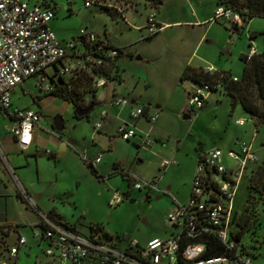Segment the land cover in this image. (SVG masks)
I'll return each mask as SVG.
<instances>
[{
  "label": "built area",
  "instance_id": "obj_1",
  "mask_svg": "<svg viewBox=\"0 0 264 264\" xmlns=\"http://www.w3.org/2000/svg\"><path fill=\"white\" fill-rule=\"evenodd\" d=\"M83 5L85 8L105 9L110 13L121 12L120 7L111 0H83ZM56 11L57 6L51 0H0V110L10 123L7 130L20 152L31 144L32 131L40 121V113L13 106L10 93L14 87L33 78L35 89L43 95L50 94L55 85L63 84L68 88L79 84L80 88L92 92L118 75L115 62L119 51L106 39L86 30H80L78 37L70 40L60 41L56 38L49 28ZM209 20L228 23L231 31H241L244 23L249 21L226 6L224 0H216ZM145 28V38L161 30L155 23L154 12L146 17ZM248 40L250 45L245 56L250 58L256 50L250 34ZM50 69L51 73L48 72ZM204 72L217 74L218 79L213 86L215 91L222 90L223 78L237 80L231 74L212 72L209 67ZM211 92L212 86L195 84L187 96L188 113L200 110ZM111 103L121 106L127 104V100L116 98ZM99 114L101 118L106 116L105 110ZM143 114V108H133L129 114L130 122L118 125L113 136L124 141H136L140 148H147L151 140L148 135L138 133L133 124ZM147 118L153 123L157 113ZM235 124L243 125L244 119L236 120ZM100 126L101 121L95 124L94 129L98 130ZM45 153L49 155L50 151L45 150ZM225 159L232 164L227 165ZM83 160L93 167L100 161V155L93 159L84 157ZM257 161L250 143L240 142L238 149L226 152L216 147L199 151L186 202H174L166 214L169 236L154 237L145 243L119 235L114 241V236L98 223L91 224L85 232H81L75 226L41 211L19 184L16 189L20 199L37 216L32 235L37 247L51 260L44 264H255L250 254L238 248L239 240L235 239L237 231L232 233L230 228L236 224L233 201L237 185L243 176L251 175ZM0 162L14 176L1 146ZM171 164V160L162 159L158 173L150 179H141L124 169L119 173L132 189L161 193L164 190H160L158 185L160 177ZM122 200L119 192L115 191L109 205L116 206ZM205 236L217 239L225 252L204 257L207 247L203 240ZM25 244V237L18 236L12 246L4 248L6 261H0V264H17L19 247Z\"/></svg>",
  "mask_w": 264,
  "mask_h": 264
},
{
  "label": "crops",
  "instance_id": "obj_2",
  "mask_svg": "<svg viewBox=\"0 0 264 264\" xmlns=\"http://www.w3.org/2000/svg\"><path fill=\"white\" fill-rule=\"evenodd\" d=\"M51 1L56 4L57 11L54 18L49 22V28L53 33L60 34V41H65L64 30L59 25L61 16L59 17L57 14L61 9H59L56 0ZM111 1H114L116 6L120 7L121 10L119 13H110L108 11L111 24L118 27V30L116 32H109V30L103 29L102 34L93 30L91 32L106 39L112 46L118 49L119 56L115 62L118 75L110 79L105 86L96 90L93 95L89 93L85 94L80 101L81 107L93 102L91 104L93 108L97 106L98 109L90 136L88 131V135L84 134L83 137L81 136L80 124L83 117L76 118L74 116L75 108L70 103L54 95H43L39 92L34 94L30 105L19 107L30 108L40 113V121L32 131V142L25 151L20 152L18 150L13 138L9 134L7 128H9L10 124L5 127V131L0 130V146L14 174V176L9 174L0 162V243L2 244L0 255L6 257L4 248L12 246L18 236L25 237L26 244L19 247L17 264L21 254L23 257H30L33 247L28 243L27 233H29L28 230L33 232L37 223L36 214L32 210L27 209L17 196L16 187L18 184L27 191L41 211L47 213L53 211L55 215H59V218L56 217L57 219L69 224L67 218L57 207V199H60L61 196L58 197L57 194L48 193L44 197L39 188L50 181L57 182L58 179H62L65 172L71 170L75 164L84 174H88L92 178L97 187L95 194L97 196L104 195L105 203L108 205L110 195L104 193L105 191L99 188V181H103L104 176H115L119 174L121 169H124L141 179H147L146 176H142V171L138 169L139 165L133 167L132 162L120 160L115 151L118 138L113 136V132L121 123L130 122L129 114L133 108H146L143 116L137 118L133 124L138 133L148 135L151 140L150 145L144 149L140 148L136 141H126L134 145L136 157H139L137 158V162L142 164L143 160L141 158H147V155L153 156L154 165L153 174H151V177H153L158 173V167L162 159L172 161V164L161 175L158 183L159 187L167 173L178 171L180 164L186 159H189L191 163V167L187 172V178L182 183L186 196H182V193L177 188H172L174 189L172 191L173 195H171L172 203L167 208V212L172 208L174 202L184 203L187 200L194 164L199 151L212 147L220 149L224 145H226V148L230 147L229 150H232L231 147L235 148L234 145L241 142L239 134L236 131H232L233 134L229 135L232 117H234L236 109L241 108V106L236 105L233 110L234 113L230 112V97L222 91H212L210 94L218 93L219 95L213 97L212 101H209L207 97L204 106L200 110L192 114L188 113L189 115H182V119H179V121L174 120L175 113L184 112L186 109L188 92L196 84L190 79H181L182 72L186 67L200 68L203 71L209 67L215 73L226 72L236 78L241 76V74L234 75L231 71L224 69L220 63L221 56H234L238 58L242 65V73L243 62L240 57L246 55L250 43L247 41L245 45L240 44V47H237L240 38L235 37L234 39L232 37L230 31L228 32L226 29V22L217 21L211 23L208 21L213 15L216 0ZM152 12L155 14V23L158 27H161V30L155 35L145 38L147 34L145 28L146 17ZM214 26H216L219 32V35L215 36V38L209 34L210 30L215 28ZM195 27L200 29L194 33L193 29ZM178 28H190V31H188V34L185 33L187 29L185 31H171L172 33H168V30ZM233 32H236L238 36L241 33V31ZM251 33L256 35L255 30H251ZM206 37L210 41L205 40ZM145 41L150 42L144 46L141 56H136L133 60L136 63L143 62L144 60V63H140L141 66L133 65L132 53L130 51H132V48L140 47ZM213 41L216 47L214 53L210 54L202 49L204 42L210 43ZM233 47L237 48L234 49ZM160 55L162 57L164 55L167 56V60L165 62V71L161 74L162 83L159 86L160 88H158L162 97H157L148 92L151 87H155L153 81L149 78L148 70L153 68V64L158 60ZM128 69H130L131 73L136 74V76L131 75L130 78H134L132 81L126 76ZM141 79H143V89H137L139 88L138 85ZM25 81H30L34 87L33 78L26 79ZM99 90H102V92ZM221 95L229 100V115H225L227 113L221 112L218 107L223 104V101H220ZM86 96H91L92 101L84 103L83 99ZM116 98L127 100V104L121 106L112 105L111 102ZM38 101L41 102L43 107H46L49 103L58 102V107L63 106L65 108L57 109L58 112L55 110L56 115L62 118L61 131H56L52 123L47 125L41 121L43 111L46 109H41ZM225 103L227 104V101ZM102 110H105L106 116L101 118L99 113ZM154 113H157V119L152 123L147 117ZM219 116L224 123L221 125L222 129L217 131L215 123ZM86 118L89 119V117ZM99 121H101V126L98 130H95L94 126ZM233 125L239 127L234 122ZM244 125L245 122L240 126ZM233 140L235 143L231 146ZM87 141L88 143L85 144L84 142ZM165 144H172L175 147L174 150H167L168 157H163L159 152L153 151L154 147L158 148L159 151L161 148H164ZM45 150H49L50 154L47 155ZM97 155H100V161L93 166L96 171V175H94L86 166L83 158L93 159ZM148 159L151 163L152 160L149 157ZM105 161L108 162V166ZM106 167H109V170ZM121 178L124 179L122 176ZM127 184L129 190H123L125 199L119 204L126 205V201L132 197V188H130L129 182ZM171 187L167 186L166 191L170 192L172 190ZM141 191L138 190V192ZM55 193L62 194L63 191L59 190ZM15 202L23 205L25 208L22 215H17ZM72 226H75V224H72ZM104 230L110 234L106 229ZM11 237L15 239L9 244L8 240ZM35 252L37 251L35 250Z\"/></svg>",
  "mask_w": 264,
  "mask_h": 264
},
{
  "label": "rangeland",
  "instance_id": "obj_3",
  "mask_svg": "<svg viewBox=\"0 0 264 264\" xmlns=\"http://www.w3.org/2000/svg\"><path fill=\"white\" fill-rule=\"evenodd\" d=\"M56 2L58 3L57 5L59 9H61L57 14L59 17L61 16L59 25L60 28L64 30V40H70L72 38L78 37L80 30H93L94 32L100 34H102L103 29L109 30V32H116L118 30V27L111 24V20L108 15L109 13L105 9H99L97 7L85 8L83 5V0H56ZM210 22L213 23V21ZM215 25L219 27L217 24ZM216 26H214L215 28H212L209 32L210 36L214 38L215 36L219 35ZM185 29H187L185 33L188 34L190 28L172 29L168 30V33H172L171 31H185ZM199 29L200 28L195 27L193 29L194 33L199 31ZM226 29L228 32L230 31L234 39L235 37L240 38V42L237 47H240V44L245 45L247 41L249 42L248 35H251V30H255V39L252 40L251 43L255 47L257 53L261 52L263 48L261 32L264 29V19L254 17L247 23H244L243 29L241 30L239 36L236 32L231 31V27L228 23ZM54 35L57 39H61L60 34L54 33ZM205 40L210 41L208 37H206ZM148 42L150 41L143 42L140 47L132 48V51H130L132 53V61L136 56H141L142 50L144 46L148 44ZM237 47L233 48L235 49ZM202 49L206 50L210 54L214 53L216 51L214 41L210 43L204 42ZM166 58L167 56L164 55V57H162L160 55L158 60L153 64V68L148 70L149 78L155 85V87H151L148 92H151L152 95L157 97H162L158 88H160L159 86H161L162 83L161 74H163L165 71ZM140 63H144V60ZM140 63L133 61V65L141 66ZM220 63L224 69L231 71L232 74H241L242 65L238 58H235L234 56H221ZM48 72L51 73L52 69H50ZM131 75L136 76L135 73H131L130 69H128V71H126V76L130 78ZM130 79L132 81L134 78ZM142 80L143 79L140 80L138 85L139 88L137 89H143ZM99 91L102 92V90ZM37 92L38 91L32 86L30 81L21 83L11 91L10 96L13 106L21 107L30 105L32 103V97ZM216 95L219 94L209 93L208 100L212 101L213 97ZM90 101H92L91 96H86L83 99L84 103H88ZM220 101H223V104L218 106L221 112H226L227 114H224L229 115L230 107L228 105V98L221 95ZM224 101H227V104ZM38 102L40 103L41 109H46L43 111L44 113L42 114L41 121L47 125H50L53 122V118L56 115L57 109H65L63 106L58 107V102L49 103L46 107H43L40 101ZM236 110L237 111H235L236 113L234 117H232V125L229 127L231 128V131L229 130V135H232L233 132L236 131L239 134V140H241V142L246 144L251 143L252 149L258 157L256 165L262 164L264 162V122L259 126H255L253 120H251L241 108ZM97 111V106H95L88 115L89 119L83 117V120L80 124L82 137L84 134H87V131L89 132V136L92 133L93 123L95 122L97 117L96 115L98 113ZM182 115H189L188 110L185 109L184 112L177 114L175 113L174 120L179 121V119H182ZM235 119H244L245 125L239 127L233 125V122L235 123ZM223 123L224 121L221 120V117L219 116L215 123L217 131L222 129L221 125ZM8 124H10L9 121L4 118L2 114H0V130L5 131V127ZM84 143L87 144L88 141ZM233 143H235L234 140L231 146H233ZM234 146L235 148L231 147L232 149L234 148L233 150L238 149V144H235ZM174 149L175 147L172 144H165L164 148H161L159 151L158 148L155 147L153 148V151L159 152L163 157H168L169 155L167 150ZM220 149L223 152H226L230 149V147L226 148V145H224L221 146ZM115 151L120 160H127L129 163L132 162L133 167L139 165L138 169L142 171V176H146L147 179L151 178L154 165L153 156L147 155V158H141V160H143L142 164L138 163L137 158L139 157H136V149L134 145L131 142H126L120 138L117 139ZM148 157L150 160H152L151 163L149 162ZM105 162L108 166V162ZM226 164L231 165L232 162L226 160ZM190 167V160L186 159L180 164V169H178V171H171L167 173L159 187L160 190H164V192H149L146 195L145 190L138 192V190L132 189V197L126 201V205L121 203L119 205L117 204L118 206H110L105 203L104 195L97 196L95 194L97 189L95 182H93L92 178L88 174H84L76 164L71 170L65 172V175H63L62 179H58L57 182L50 181L47 184L45 183V186H40L39 191H41L44 197L46 196L45 194L48 193L57 194L58 197L61 196L60 199H57L58 210L62 212V214L67 218L69 224H75L79 231L85 232L91 224L98 223L114 236V241H117V235H119L125 239L127 238L129 240H135L139 243H143L152 237L164 238L169 236V231L166 228V214L168 213L167 208L172 203L171 195H173L172 191L174 190L172 188H177L182 193V196H186V191L184 190L182 183L183 180L187 178V172L189 171ZM106 168L109 170V167ZM194 170L195 164L193 173ZM104 177L105 178L103 181H99V188L105 191L104 193H108L110 198L115 191H118L119 196L123 198V190H129L127 181L121 178L119 174H116L115 176L111 175L110 177H107L106 175ZM167 186H172V190L170 192L166 191ZM255 188V190L249 188L248 176H243L236 188L233 201L234 211L237 214H240L246 209V215H248V224L242 227L241 233L239 235L238 248L240 250L244 249L248 254H250L255 264H264V180L261 183L256 184ZM59 190H62L63 193H55ZM189 190L190 186L188 189V195ZM146 196H149V199L145 201L144 199ZM249 196L255 199L254 204H250L247 201ZM130 200L131 202H129ZM246 206L247 208H245ZM15 209L17 215H22L23 211H25L23 205L19 203L15 204ZM23 229L25 230V228ZM230 230L232 233H235L240 229L237 224H233ZM28 231L29 233H27V240L33 249L31 250L30 257H23L21 254L18 259V264H44L46 261H51L50 258L46 257L40 248L35 244L32 231ZM13 239L15 238L11 237L8 240V243L11 244ZM1 246L2 244L0 243V248ZM35 250L37 252H35ZM0 261H6V257H2L0 255ZM51 264L59 263L55 262Z\"/></svg>",
  "mask_w": 264,
  "mask_h": 264
},
{
  "label": "trees",
  "instance_id": "obj_4",
  "mask_svg": "<svg viewBox=\"0 0 264 264\" xmlns=\"http://www.w3.org/2000/svg\"><path fill=\"white\" fill-rule=\"evenodd\" d=\"M224 3L226 6L238 11L246 20H251L254 17L264 19V0H224ZM261 35L263 37V48L261 52L255 53L250 58L246 56L240 57L243 62L241 76L237 78L236 81L228 80L227 77L223 78L221 83L222 90H220L230 97V112H233L236 105H240L243 112L253 120L255 126H259L264 122V29ZM254 36L255 34L251 33L250 39L253 40ZM226 74L229 75V73ZM181 79H190L200 85L208 84L212 86V91H215L213 86L218 76L217 74L204 72L200 68L186 67L182 72ZM63 85H55L50 94L67 101L73 108L81 107L80 101L82 97L90 91L80 88L79 84H73L69 88L66 87L65 84ZM94 93L95 91L90 92L92 95ZM91 104H93V102H91ZM145 109L146 108L143 107V110ZM74 116L76 118H82L77 115ZM85 164L90 171L96 175L95 169L90 164ZM120 175L123 177L122 174ZM248 178L249 188L255 190L256 184L264 180V162L255 166L251 170V175ZM18 198L20 199L19 196ZM254 200L255 199L251 196L247 199L250 204H254ZM25 206L30 209L26 204ZM245 208H247V206ZM246 212V209L240 214L234 212L235 223L240 229L236 232L235 239L237 240H239L242 227L248 224V215H246ZM48 214L59 218V215H55L53 211L48 212ZM203 240L207 244L203 254L204 257L220 255L225 252L222 244L214 237L205 236ZM241 250L245 251L244 249Z\"/></svg>",
  "mask_w": 264,
  "mask_h": 264
},
{
  "label": "water",
  "instance_id": "obj_5",
  "mask_svg": "<svg viewBox=\"0 0 264 264\" xmlns=\"http://www.w3.org/2000/svg\"><path fill=\"white\" fill-rule=\"evenodd\" d=\"M92 108H93V106L91 104H89L85 107H76L74 109V113L78 117H85L88 115V113L91 111ZM52 126L56 131H61L62 130V118L60 116L54 117L53 122H52ZM156 198H158V197H156ZM148 199H149V197H146L144 200L146 201ZM129 202H131V200ZM233 242L237 243L236 240H233Z\"/></svg>",
  "mask_w": 264,
  "mask_h": 264
},
{
  "label": "flooded vegetation",
  "instance_id": "obj_6",
  "mask_svg": "<svg viewBox=\"0 0 264 264\" xmlns=\"http://www.w3.org/2000/svg\"><path fill=\"white\" fill-rule=\"evenodd\" d=\"M83 107H85V106H83ZM125 199V196H123V200Z\"/></svg>",
  "mask_w": 264,
  "mask_h": 264
}]
</instances>
